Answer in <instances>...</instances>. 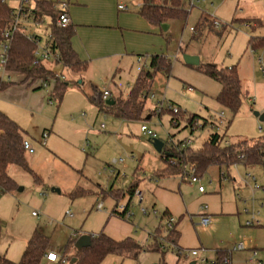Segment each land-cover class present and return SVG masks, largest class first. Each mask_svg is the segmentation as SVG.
Instances as JSON below:
<instances>
[{"label": "rangeland", "instance_id": "obj_1", "mask_svg": "<svg viewBox=\"0 0 264 264\" xmlns=\"http://www.w3.org/2000/svg\"><path fill=\"white\" fill-rule=\"evenodd\" d=\"M193 2L192 6L184 3V7L189 9L188 16L170 20L166 30L149 23L157 28L155 33L148 35L154 39L153 52L143 48L140 55L131 54L117 65L119 71L115 78L101 85V88L112 87L114 98L126 97L140 72L149 69L152 55L163 54L170 58L172 71L170 74L160 71L155 75L142 120L125 121L100 112L98 106L88 99L84 85L75 81H72L61 101L52 99L50 102L45 90H41L46 96L45 104L37 109L14 102L9 95H0V110L27 131L30 142L36 147L34 154L27 152L26 155L30 167L39 177L17 165L9 168V174L18 187L11 193H0L1 254L12 261L19 260L35 231L49 237L50 250L62 252L68 241L75 239L72 237L74 233L80 236L96 235L108 224L111 227L113 223L108 219L114 214L113 198L90 191L89 187L92 184L106 190L126 189L135 180L137 167H140V174H137L141 179L140 185L143 187L149 182L150 175L164 162L153 145V138L141 131L143 123L156 133L154 139L162 140L172 153L173 147L178 148L186 139L191 140L190 147L193 149L200 148L213 132L224 135V140L232 144L244 140L251 143L261 137L264 139V123L255 115V112H264V72L261 69L264 49L253 51L250 45L251 37L264 36V0ZM9 3L14 8L20 6V0H10ZM44 19L45 23L41 25L31 22L28 29L30 34L40 35L42 43L48 38L51 21L50 17ZM215 19L220 21V26L214 25ZM252 19L257 28L255 30L245 23ZM184 54L199 56L204 65L211 63L220 68H237L242 80L241 107L237 114L233 115L221 107L216 100L220 84L196 67L184 63ZM260 57L263 58L262 62L259 61ZM56 64L46 62L47 67L67 74L61 65ZM190 87L192 90L188 89ZM250 98H255V101ZM170 105L183 113L184 118L178 125L175 120L172 121L173 113L168 111ZM157 107L163 108L160 115L156 114ZM222 110L225 117L221 122L219 114ZM195 113L201 115L202 119L199 120V127L192 130L185 126L187 118ZM203 118L209 122L202 128ZM212 118L216 121L214 126L211 125ZM102 124H105L104 128ZM44 131L50 133L46 142L41 141ZM55 135L59 137L54 140L59 143L62 154L57 151L65 160L40 158L43 152L52 149L50 140ZM121 158L124 159L122 164L112 163L114 159ZM65 162L73 165L76 174L83 176L78 188L87 193L72 196L76 188H71L72 178ZM222 170L227 171L225 168ZM220 171L219 166L212 165L202 174L207 192L215 198L222 193L224 199H234L235 195L237 198L239 193L242 198L238 196L237 200L243 202L241 214L214 216L219 218L218 222L214 220L208 226L199 224L200 216H187L179 223L182 230L180 243L188 251L203 248V258L211 259L216 254V247L223 245L231 251L232 264H251V250H233L237 242L248 240L251 246L257 247L258 258L264 260V189L260 186L264 185V168L256 166L253 169L242 163L233 164L226 172V179L222 180ZM250 174L255 176L259 187H254L255 182L249 178ZM183 179L187 185L186 191L194 195L198 186L190 183L186 177ZM53 188L60 189V192L53 191ZM151 199L150 193L145 195L142 203L133 197L129 206L131 220L128 217L122 219L131 221L136 230L150 233L148 242L142 243L136 239L143 245L152 244L157 228L162 230V235L157 238L168 246L166 254L163 258L159 252H146L149 254L146 264H176L178 256L165 238L166 220L141 212V207L153 208L150 206ZM123 200L126 203L127 196ZM101 203L104 208L98 209ZM246 208L250 213L259 212L261 225H245L250 218L244 212ZM33 212L37 215H33ZM74 251L71 250L70 254ZM179 264H191V260L181 255ZM197 264L203 263L198 259Z\"/></svg>", "mask_w": 264, "mask_h": 264}, {"label": "trees", "instance_id": "obj_2", "mask_svg": "<svg viewBox=\"0 0 264 264\" xmlns=\"http://www.w3.org/2000/svg\"><path fill=\"white\" fill-rule=\"evenodd\" d=\"M10 0H0V52L1 44L5 42V32L14 22V7L9 3ZM185 0H144V4L139 10V14L144 17L153 26H162L172 19H185L189 10L184 7ZM52 2L48 0H37L36 2V19H43L46 16L51 17V33L53 35V49L59 50L61 54L62 65L73 71L74 73H83L87 70V62L82 61L76 51L72 47V38L76 31L73 26L61 28L57 25L54 16ZM245 22L249 27H254V20ZM40 35H29L25 31L16 30L10 39V48L7 52L6 70L9 73L22 75L25 83L32 86L40 80L53 81V88L50 92V99L63 98L65 91L72 84L71 81L63 78H55L53 70L47 67L36 55L35 51L40 41ZM251 48L256 51L264 48V36H253L250 39ZM149 69H143L137 77L133 87L126 97L119 96L114 98L112 105L101 101L99 90L95 89V104L100 112L111 114L116 119L121 120H142L145 113L146 98L151 89L157 72H165L170 74L172 71L171 59L166 55H152L150 59ZM196 67L199 71L216 80L220 84V91L216 96V100L221 107L235 115L241 107L242 100V80L236 67H218L215 64H201ZM17 82L9 80L0 73V93L15 85ZM74 83V82H73ZM41 84H39L40 86ZM43 89V87H41ZM169 111V110H168ZM170 112V111H169ZM181 110L178 114H172V121L176 120L177 125L183 119ZM202 116L195 113L191 114L186 121L185 127L192 130L199 127V120ZM204 123L201 127H205L209 122L207 118H203ZM26 130L9 115L0 110V193H11L18 187L16 181L10 176L9 168L17 165L24 170L32 173L39 179L34 170L30 167L26 150L23 143L26 139ZM224 135L219 132L210 134L207 141L198 149L192 147L174 148V152L168 150L165 146L161 153V157L165 162L163 168L155 171L154 175L158 178L172 177L182 175L185 168H195L198 175H202L212 165L220 167L221 171L228 172L233 164L242 163L245 167L254 168L256 166L264 168V139L261 137L253 142L246 140L239 143L226 145L224 143ZM171 149V148H169ZM172 155L165 157V152ZM227 171H223L222 169ZM138 189V183H132L126 189H110L105 194L113 197L116 202L123 200L129 196L130 200ZM87 191H81L76 188L71 194L72 196L82 195ZM128 210L129 204L126 206ZM120 218H125L126 212L113 211ZM171 214L168 210L162 213L161 219L165 220ZM131 220V218L129 219ZM178 223V222H177ZM167 228L168 242L172 244V250L181 258V248L178 247L180 232L176 228ZM162 235V230L157 228L155 240L152 244L143 245L133 237H126L122 240H116L104 232L92 235L91 245L81 249L75 246L76 239H70L65 247L61 249V253L70 264H101L109 254H114L123 258L137 260L143 252H159L163 258L166 254L168 246L158 240L157 237ZM1 238V231H0ZM49 237L35 231L29 240L21 259L14 262L5 255L0 254V264H41L45 258V254L49 249ZM75 250L70 254L71 250ZM217 259H222L224 255H229L227 251L219 250ZM75 261L72 263V260Z\"/></svg>", "mask_w": 264, "mask_h": 264}, {"label": "crops", "instance_id": "obj_3", "mask_svg": "<svg viewBox=\"0 0 264 264\" xmlns=\"http://www.w3.org/2000/svg\"><path fill=\"white\" fill-rule=\"evenodd\" d=\"M143 4L144 0H71L69 8L71 26H73L76 31L72 38V47L78 54L79 58L82 61L87 62V70L83 73H74L59 64L67 72V74H60L65 75L66 80L71 82L75 81L77 84H83L84 88L87 90V97L92 103H95V89L99 90L102 84H105L110 78L114 79L117 75L119 68L116 69V67L118 64L123 62L125 58L131 56V54L138 53L137 55H140L139 52H141L143 48L149 52H153L152 48L155 49L153 43L154 39L152 36L148 35L155 33L157 28L151 27L149 22L138 13ZM121 5H125L128 9H120ZM251 28L253 30L257 29L255 27ZM53 72L59 73L57 69L53 70ZM8 79L17 83L1 92L0 95H9L14 102H22L23 106L27 108L37 109L44 106L46 96L41 90H45L46 95L50 97L51 89L49 91L45 88L41 89L42 85L39 86V82L32 86H28L25 83H20V81L23 80L22 75L14 73H9ZM53 86L54 85H52L51 88H53ZM110 90V100H114L115 95L112 87H110ZM219 91L217 92V95ZM51 100L52 99H50V102ZM49 134L50 133H48L47 138L49 137ZM26 138L29 139L28 135ZM54 138L59 139L57 135L52 137L50 140L52 149L43 152L40 158L64 159V157L60 156L58 153V151L60 152L59 143L56 142ZM65 163V165H67V172L71 174L72 178L71 188H78L80 186V182L83 180V176L76 174L73 165H70L68 162ZM164 165L165 162L161 167L156 168L155 171L163 168ZM139 169L140 167H137L135 171L136 178L133 183H138V189L144 192V198L145 195H148L149 193L151 194L152 202L150 201V206L153 207L152 209H156L160 213L168 210L171 216L178 219L176 229L180 232V239L177 245L183 250L186 248L180 243L182 230L179 229V223L185 217L193 215L201 216V214L207 213L211 215V223H213L214 220L218 222L219 219L214 218V216L240 215L242 212L243 202L241 200H237L239 193L237 194V198L236 195L234 196V199H228V197L227 199H224L222 193L219 194V198H215L213 194H209L207 192L205 185V192L202 193L199 191V186L194 184L198 186V188L193 195L186 191L187 185L184 183L185 179H183V176L177 175L158 178L154 175L155 172L153 175H150L149 182L142 187L140 185L141 179L137 176V174H140ZM226 175L224 172L220 171L221 180L223 178L226 179ZM202 183L204 184L203 177ZM260 186L264 189L263 184ZM89 190L104 196L107 194V190L100 185L95 186L90 184ZM147 192L148 194H146ZM127 198L128 200L125 201L126 203H124V200L116 202L113 198V211H115L118 205L127 206L129 204L130 206L129 196H127ZM204 206H206L205 209H203ZM108 222H112L113 225L110 227L108 224L101 232L106 233L116 240L133 237L144 243L148 242L150 239V233L148 231L136 230V226L131 221L122 219L115 214H111ZM221 246L216 247V254L214 258H212L213 260L218 258L219 250L227 251V253L230 254L228 247L223 245ZM252 247L257 249L255 246ZM191 249H197L200 252L198 257L190 259L191 264H197L198 259L200 261V259L203 258L204 250L201 247ZM148 255V253L144 252L137 260H134L109 254L101 264H146L148 261ZM20 259L21 257L19 260ZM205 259L212 260L209 257H206ZM19 260L14 262H18ZM180 261L181 258L177 257L176 264H179Z\"/></svg>", "mask_w": 264, "mask_h": 264}, {"label": "built area", "instance_id": "obj_4", "mask_svg": "<svg viewBox=\"0 0 264 264\" xmlns=\"http://www.w3.org/2000/svg\"><path fill=\"white\" fill-rule=\"evenodd\" d=\"M50 2H52L53 4V9H54V16L56 19V23L59 27L61 28H66L68 26H71V18H70V13H69V8H70V3L71 0H48ZM36 2L37 0H20V6L18 8H14V22L12 24L11 27H9L7 29V31L5 32V42H3L1 44V52H0V73L2 74V76H4L5 78L8 79V74L9 72L6 70V63H7V52L10 48V39L12 34L16 31V30H23L26 33H28L29 35H38V34H30L28 32L29 29V25L31 24V22L36 23V25H41L43 23H45V17L41 20L36 19L35 14H36ZM186 3H188L189 6H192L194 4L193 0H185ZM120 9H128L125 5H121ZM189 10V9H187ZM46 17H50V16H46ZM51 18V17H50ZM51 22L49 23V35L48 38L46 39L45 43L38 41V46L37 49L35 51V55L46 64L47 61H53L57 64H61V54L59 52V50H54L52 43H53V35L51 33ZM214 25L216 27L220 26L221 23L219 20L215 19L214 20ZM264 49V48H263ZM260 62L263 61V58L260 57L259 59ZM63 66V65H62ZM261 69L264 72V65H261ZM55 78H63L66 79L65 75L60 74V73H56L55 72ZM55 79H51V81H44V80H40L39 83L42 85L43 88H45L46 90H52L51 86L53 85V81ZM190 90H192V88H188ZM99 93H100V99L102 102L106 103V101L108 99H110L111 96V90L110 87H103L99 89ZM153 98V97H152ZM252 101H255V98L251 99ZM163 110V108L161 107H157L156 109V114H159V112H161ZM168 110L171 111L173 114H178L179 113V109L175 108L173 106H169ZM160 115V114H159ZM220 121L222 122L223 118L225 117V111L222 110L220 112ZM213 120L211 121V125H215L216 121L214 120V118H212ZM176 121V120H175ZM177 122V121H176ZM105 127V124H102V128ZM261 131L262 128H260ZM141 131L150 136L151 138H155L157 135L156 133L151 130L145 123H143L141 125ZM48 136L47 132H44L41 138L42 142H46V138ZM191 143L190 139H186L184 140L180 146V147H185V146H189ZM224 143L226 145H230L231 142L225 140ZM24 149L26 150V152L34 154L36 149L34 147V145L30 142L29 139H25L24 143H23ZM124 162V159H114L113 160V164L115 165H119L122 164ZM183 177H186L188 179V181L192 184H196L199 186V191L200 192H205V186L202 183V175H198L195 171V168H190L187 167L184 169L183 174L181 175ZM249 178L254 180V187H258V184L256 182V178L253 175H249ZM239 196V195H238ZM136 197L140 203L143 202L144 199V192L140 189H136L134 196ZM240 197V196H239ZM241 198V197H240ZM103 208V204H99L98 209H102ZM126 206L125 205H118L116 210L118 212H126L125 213V217L130 218L132 216V214L130 213L129 210H126ZM206 206L203 207V209H205ZM141 212L145 215L148 214H153L155 216H157L159 219H161L162 213H160L158 210L156 209H149L147 207H141ZM245 212L248 213L250 215V218L248 220H246L245 225L246 226H256V225H261L262 221L259 218V212H252L250 213L249 209H245ZM67 214L69 216H73L72 213L67 212ZM33 215H37L36 212H33ZM201 221H200V225L201 226H208L211 224L212 222V217L210 214L207 213H203L200 216ZM166 220V226L168 228H176L177 226V220L175 217L170 216L168 218L165 219ZM73 238L77 239L79 237L78 233H74L72 235ZM233 250L235 251H244V250H251V257L249 258V262L251 264H264V260L258 258V252L256 248H253L250 244V242L248 240H242L240 242H237L234 247ZM231 253V251H230ZM200 254L199 250L197 249H191V250H182L181 249V255L183 257H185L186 259H191V258H196L198 257ZM201 263L203 264H232L231 258H230V254L224 256L222 259H215V260H208L205 258H201L200 259ZM68 260L64 257V255L59 251H53V250H49L47 252V254H45V258L43 260V262L41 264H63V263H67Z\"/></svg>", "mask_w": 264, "mask_h": 264}, {"label": "water", "instance_id": "obj_5", "mask_svg": "<svg viewBox=\"0 0 264 264\" xmlns=\"http://www.w3.org/2000/svg\"><path fill=\"white\" fill-rule=\"evenodd\" d=\"M163 29H168L169 24L165 23L162 25ZM183 60L184 63L190 65V66H198L200 65L201 61H200V57L196 56V55H191V54H184L183 56ZM109 105H112L114 103V100H108L107 101ZM255 115L258 117L259 121H261L262 123H264V112H255ZM153 145L156 149L157 152H159L160 154L163 152L164 149V142L160 139H153ZM172 154L170 152H165L164 156L168 157L171 156ZM22 190V188H21ZM53 191L55 192H60V189L58 188H53ZM91 241H92V235L91 234H84L82 236H80L75 243V246L77 249H81L84 247H88L91 245ZM75 261L72 260V263Z\"/></svg>", "mask_w": 264, "mask_h": 264}]
</instances>
